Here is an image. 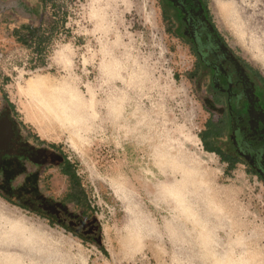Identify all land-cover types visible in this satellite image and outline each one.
<instances>
[{"label":"rangeland","instance_id":"374dc122","mask_svg":"<svg viewBox=\"0 0 264 264\" xmlns=\"http://www.w3.org/2000/svg\"><path fill=\"white\" fill-rule=\"evenodd\" d=\"M36 4L0 0V103L9 98L27 136L72 161L82 190L65 209L95 216L107 253L0 196V264H234L238 248L264 247V184L244 164L228 170L205 150L199 133L209 113L192 80L197 59L172 32L161 0H75L69 33L33 69L17 29ZM209 6L227 42L264 74L237 39L235 8L218 16ZM249 6L264 12V0ZM199 16L188 35L214 50L211 22ZM36 79L47 86L28 94ZM197 161L210 180L187 173V163ZM60 173L50 167L37 188L64 202L70 182Z\"/></svg>","mask_w":264,"mask_h":264},{"label":"trees","instance_id":"16d2710c","mask_svg":"<svg viewBox=\"0 0 264 264\" xmlns=\"http://www.w3.org/2000/svg\"><path fill=\"white\" fill-rule=\"evenodd\" d=\"M198 1L217 39L214 50H202L194 36L188 35L186 13L170 0H161L165 19L173 26L172 32L191 46L197 59L192 80L209 113L199 133L200 139L206 151L217 154L222 162L227 163L228 170L244 164L247 172L256 175L264 184V74L227 42L213 20L209 0ZM73 2L75 0H37L33 16L17 29L19 38L32 51L33 69L44 66L56 38L69 33L67 23L72 14ZM202 37L205 38L206 34ZM4 100L14 107L9 98ZM59 153L64 157V162L51 163L47 170L55 166L67 176L70 189L63 198L64 202H57L39 190L36 201L32 203L23 202L2 189L0 196L15 205L33 208L44 217L59 221L82 238L93 240L107 253L100 241L102 231L95 216L89 215L88 209L81 213L65 209V202L74 193H80L82 183L72 161L62 152ZM81 194L86 197L83 191ZM52 205L59 207L66 216L58 217L51 213L47 207ZM90 225L96 227L86 233Z\"/></svg>","mask_w":264,"mask_h":264},{"label":"flooded vegetation","instance_id":"af4514ba","mask_svg":"<svg viewBox=\"0 0 264 264\" xmlns=\"http://www.w3.org/2000/svg\"><path fill=\"white\" fill-rule=\"evenodd\" d=\"M170 1L186 13L187 28L198 13L200 18H205V11L198 0ZM13 112L5 100L0 103V187L21 201L32 203L39 195L37 187L47 167L54 162H64V157L56 149L31 140ZM47 208L58 217L66 216L59 207L52 205Z\"/></svg>","mask_w":264,"mask_h":264},{"label":"bare ground","instance_id":"6f19581e","mask_svg":"<svg viewBox=\"0 0 264 264\" xmlns=\"http://www.w3.org/2000/svg\"><path fill=\"white\" fill-rule=\"evenodd\" d=\"M235 1L236 0H234V1L229 0V2H224L223 4H221L218 0H211V6L215 10L214 12L218 13V16L219 15L222 16L223 12L225 10H227L228 7L233 8V9L235 8L236 14L234 15V20H235V28L237 26V28H236V31L238 33L237 39H238V41L240 40L243 43L244 50H246V52L250 56H252L256 61H258L260 63V65L264 68V12L259 11V9H257L254 6H249V0H239L240 5H239V3L236 4ZM225 18L227 19V16H225ZM45 86H47L45 84V82L40 80V79L32 80L28 83V94L33 95V93L37 92V90L43 91V89H45ZM44 103L46 104L47 108L50 109V112H51L53 108L51 107L50 103H48V102H44ZM48 104H49V106H48ZM196 163L197 164L187 163V165L185 166L186 171H188L187 173H190L194 176L196 175L199 179H207V181L210 180V178H212L213 175L210 174V171L207 170L208 169L207 166L205 164H203L201 161H197ZM186 176H189V175H186ZM185 179H186V177H185ZM209 182H211V181H209ZM5 219H7V218H5ZM5 219H4V221H5ZM14 222H15V220H14ZM14 222H13V224H14ZM10 224L11 223H9V226L7 224V226L10 227ZM1 225L2 224H0V226ZM19 226H20V224H19ZM23 226L24 225H22V227ZM8 227H7V229H8ZM10 229H11V227H10ZM23 229L27 230L24 227H23ZM9 231L10 230H8V232ZM15 231H17V230L15 229ZM2 232H4V231H2ZM11 233H12V231H11ZM19 233H17V234L19 235ZM2 235H4V234H2ZM5 236H6V234H5ZM7 237H9V235ZM3 238H4V236H3ZM252 240H253V238H252ZM1 245H4V244H1ZM243 245H245V244H243ZM243 245H241V246H243ZM237 251L239 254L237 255L238 257L235 259L234 264H264V247H262L260 244H258V242L248 243V245H245L243 247L238 248Z\"/></svg>","mask_w":264,"mask_h":264},{"label":"crops","instance_id":"0c3cea01","mask_svg":"<svg viewBox=\"0 0 264 264\" xmlns=\"http://www.w3.org/2000/svg\"><path fill=\"white\" fill-rule=\"evenodd\" d=\"M0 86H1V85H0ZM21 127H22V129L25 131L23 125H21ZM58 169H59V168H58ZM60 172H61V171H60ZM61 174H62V175H61ZM59 175H61L62 177H66V178H67V176H66L65 174H63L62 172H61Z\"/></svg>","mask_w":264,"mask_h":264},{"label":"water","instance_id":"95a60500","mask_svg":"<svg viewBox=\"0 0 264 264\" xmlns=\"http://www.w3.org/2000/svg\"><path fill=\"white\" fill-rule=\"evenodd\" d=\"M34 13H35V11L31 12V13H30V14H31L30 17H32Z\"/></svg>","mask_w":264,"mask_h":264}]
</instances>
